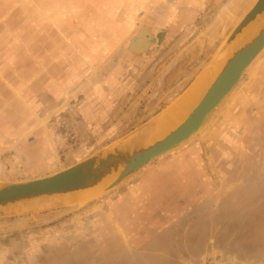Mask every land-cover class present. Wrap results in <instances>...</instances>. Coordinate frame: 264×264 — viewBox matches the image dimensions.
<instances>
[{
	"label": "rangeland",
	"instance_id": "1",
	"mask_svg": "<svg viewBox=\"0 0 264 264\" xmlns=\"http://www.w3.org/2000/svg\"><path fill=\"white\" fill-rule=\"evenodd\" d=\"M174 1L20 0L68 28L61 53L82 101L19 150L0 145V182L59 171L158 115L223 64L222 44L255 2L192 0L199 14L183 23L192 13L177 17ZM143 27L165 38L130 51ZM232 93L197 134L113 189L0 216V264H264V51Z\"/></svg>",
	"mask_w": 264,
	"mask_h": 264
},
{
	"label": "water",
	"instance_id": "2",
	"mask_svg": "<svg viewBox=\"0 0 264 264\" xmlns=\"http://www.w3.org/2000/svg\"><path fill=\"white\" fill-rule=\"evenodd\" d=\"M263 12L264 0H255L222 44L218 57L223 59V64L210 86L189 114L167 133L158 135L150 131L174 103L129 135L66 168L33 178L0 182V216L15 209L22 212V207L33 204L48 205L49 200L69 192L93 187L103 191L113 189L153 160L192 138L218 111L237 87L247 68L264 51ZM257 18L261 21L257 33L236 46L244 29ZM146 30L149 33L148 40L143 45H137ZM165 35V31L155 35L151 29L143 27L130 38L128 49L145 52L152 44L162 42Z\"/></svg>",
	"mask_w": 264,
	"mask_h": 264
},
{
	"label": "crops",
	"instance_id": "3",
	"mask_svg": "<svg viewBox=\"0 0 264 264\" xmlns=\"http://www.w3.org/2000/svg\"><path fill=\"white\" fill-rule=\"evenodd\" d=\"M173 4L178 7L177 17L183 11L192 13L193 18H182L183 23L192 22L199 14L194 7L198 5H190L192 0H175ZM67 29L61 23L55 29L35 8L21 6L20 0H0V145L19 150L32 130L56 112L82 101L73 103L80 88L67 76V54L61 53L68 46L61 33ZM21 110L26 112L21 117L9 115ZM41 112L47 113L41 116Z\"/></svg>",
	"mask_w": 264,
	"mask_h": 264
},
{
	"label": "bare ground",
	"instance_id": "4",
	"mask_svg": "<svg viewBox=\"0 0 264 264\" xmlns=\"http://www.w3.org/2000/svg\"><path fill=\"white\" fill-rule=\"evenodd\" d=\"M263 15H264V12H263ZM260 27H261V21L258 18L253 20L244 29V31L241 35V38L237 39V43H235V45L239 46V44L242 43L243 40L252 38L257 33V31ZM221 67H222V65L210 67V68L206 69L195 81H193L191 86L156 121V123H155L154 127L152 128V130L150 131V133L163 135V134L167 133L172 127L176 126L179 122H181L189 114V112L193 109V107L199 102V100L202 98V96L204 95V93L206 92L208 87L210 86L211 82L213 81V79L215 78V76L217 75V73L219 72ZM95 188L97 189L99 187H93V188H89V189L81 190V191H76V192H69V193H66L65 196H62V197L67 199V201H64V202H68L69 200H71V201L72 200H81V198H83V196L89 195L92 192H94ZM85 193H87V194H85ZM83 194H85V195H83ZM54 199L52 201L54 205L56 203H60L57 201L54 202ZM57 200L59 201L60 199H57ZM49 203H51V202H49ZM61 203H63V202H61ZM40 205L41 204H38V205L34 204L35 207H39ZM42 205H44V204H42ZM29 209H34V208H33V206L22 207L21 210L29 211ZM36 210L37 209H35V211ZM30 211H33V210H30ZM14 212H17V211H14ZM18 212H20V211H18Z\"/></svg>",
	"mask_w": 264,
	"mask_h": 264
}]
</instances>
